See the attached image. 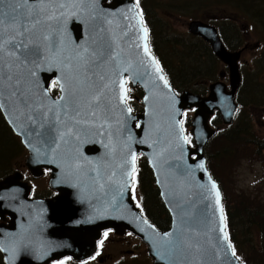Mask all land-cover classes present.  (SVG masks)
<instances>
[{"label": "water", "instance_id": "water-1", "mask_svg": "<svg viewBox=\"0 0 264 264\" xmlns=\"http://www.w3.org/2000/svg\"><path fill=\"white\" fill-rule=\"evenodd\" d=\"M94 7L98 16L111 19L112 24H103V20H90L85 16L83 22H69L67 39L83 44L90 42V35H96L98 25L110 28L112 31L103 35L106 38L114 36L119 49H123V59L131 64L128 72L120 71L114 78H126L134 91H142L143 97L138 102L144 108L143 113L132 111L128 114L122 105L113 100L114 111L110 115L114 125L112 143L115 150L104 147L106 136L89 134L82 137L77 155L86 166L80 172H74L68 166L67 156V150L72 145L62 144L56 153L51 152L49 145L35 134L34 129H39V126H33L21 115L14 101L8 98L7 89H4L5 95L0 97V104L4 107H0V112L28 153L26 167L33 178L43 177L49 172V187L56 193L49 199L31 198L32 187L23 181L21 173L0 181V246L8 245L13 239L22 240L14 258L7 252H0L4 264H50L66 257L84 261L95 252L102 232L109 229L118 234L130 231L141 238L148 245L154 264H244L232 256L223 242L219 211L222 207L225 218L223 197L208 170L204 154L206 145L217 134V130L210 125L215 113L221 115L224 126H231L240 110L236 95L242 82L239 61L243 51L229 52L216 28L198 21L189 23V33L209 44L215 56L228 67L230 90L223 81L227 73L221 72L220 81L209 86L207 96L189 92L178 94L169 82L171 90L164 86L154 72L155 66L144 55L142 46H136L144 43L140 39L143 34L137 30L139 17L137 21L126 18V15L139 11L135 0H96ZM130 9L133 11L130 12ZM130 24L133 27L130 28ZM147 44L150 49L149 35ZM151 55L155 58L152 52ZM161 74L167 80L163 71ZM54 75L59 73L37 69L34 79L38 86L35 90L41 92L48 87ZM51 97L59 99L52 94ZM192 110L191 134L195 147L183 142L182 137L188 132L181 131L178 123L182 122L186 111ZM117 119L121 121L118 126L115 123ZM137 124L140 127H136ZM130 153L145 158L153 172L163 204L171 215L168 232H160L147 221L133 201L134 174L132 177L124 175L125 170H131L130 165H124ZM89 160L93 164H87ZM201 163L203 169L199 167ZM93 165L99 168V183L104 184L103 189L94 179L97 173L91 170ZM209 177L220 191L219 206L215 203L214 192L210 191ZM7 218L10 221L6 225ZM170 232L174 241L182 236L190 238L200 246L201 251L168 254V246L162 243V238ZM24 243L28 247H24Z\"/></svg>", "mask_w": 264, "mask_h": 264}, {"label": "snow or ice", "instance_id": "snow-or-ice-1", "mask_svg": "<svg viewBox=\"0 0 264 264\" xmlns=\"http://www.w3.org/2000/svg\"><path fill=\"white\" fill-rule=\"evenodd\" d=\"M95 2L96 0H0V97L5 95L6 88L8 98L14 101L21 115L33 126H39V129H34L35 134L41 136L51 152L56 153L62 144L72 145L67 150V156L68 166L74 172H80L86 166L77 155L79 143L83 142L82 137L89 134L106 136L107 143H104V147L115 150L112 143L114 125L110 115L114 111L113 100L122 105L128 114L133 111L129 106V80L114 78L120 71L128 72L131 64L123 59V49H119L114 36L106 38L103 35L106 31H112L103 24L111 25L112 20L97 15ZM136 9H139V0H136ZM85 16L90 20H103V24L97 26L95 36L90 35V42H70L66 36L69 22H83ZM126 18L137 21V30L143 34L140 39L144 43L136 46H142L144 55L155 66L154 72L158 79L171 90L168 81L161 74L159 62L151 55L148 47V29L144 27L142 12L135 11L131 16L126 15ZM129 27L133 25L130 24ZM124 35L127 36L128 33L125 32ZM124 64L128 66L122 67ZM37 69L59 73L50 78V85L41 92L35 90L38 86L34 79ZM57 88L60 96L59 99H54L51 97V90ZM0 107L4 105L0 104ZM115 123L118 126L121 121L117 119ZM178 123L182 131V122ZM136 127L140 125L137 124ZM182 139L186 144L191 143L189 136L185 135ZM137 159L135 153H130L124 160V165H130L131 169L125 170V176L132 177L136 173ZM87 164L93 162L89 160ZM199 167L203 169L204 165L201 163ZM91 170L97 173L94 179L99 183V168L93 165ZM209 181L211 182V177ZM99 186L104 188L103 183H99ZM132 191L134 198L135 190ZM210 191L214 192L215 203L219 206L221 195L214 182H211ZM219 211L223 224L220 228L223 242L231 250L232 256H236L226 230L223 208L220 207ZM144 222L147 223L146 220ZM104 236L107 238L108 232ZM172 236L170 232L162 238V243L168 246V254L175 255L185 250L197 253L201 251L200 246L193 243L192 239L182 236L174 241ZM103 244L104 241L101 240V247ZM21 245L22 240L13 239L8 245L0 246V252H7L14 258ZM23 246L28 247V244L24 243ZM60 264H67V261H61Z\"/></svg>", "mask_w": 264, "mask_h": 264}, {"label": "rangeland", "instance_id": "rangeland-1", "mask_svg": "<svg viewBox=\"0 0 264 264\" xmlns=\"http://www.w3.org/2000/svg\"><path fill=\"white\" fill-rule=\"evenodd\" d=\"M150 2L149 15L153 29V44L166 71L173 79L174 88L181 94L189 92L201 97L208 95L211 84L220 81L219 74L225 68L217 62L202 39L188 32L189 22L196 16L208 15L212 8L216 10L229 7L230 2L233 3L231 5L233 8L248 7L253 14L258 13V24L254 22L252 25H254V32L258 33L260 48L258 52H250L243 57V62L247 61L248 64H244L241 70L244 83L239 99V103L243 104L242 116L247 118L252 126L251 134L242 138L243 143L236 144L229 155L223 156H219V153L225 149V145L218 138H214L206 145L204 154L206 159H210L208 168L221 185L223 198L232 217L233 226L228 230L231 242L234 239L239 246L246 247L247 242L255 241L258 243V248L264 247V153L259 152L258 148L250 142L253 139L256 143H264V0H258L256 4L246 0H150ZM252 42L255 43L256 39ZM226 76L223 81L229 86V73ZM135 95L138 96V93L135 92ZM254 97H258L256 108H252L255 106L252 103ZM193 116V112L184 115L183 126L188 132L192 129ZM240 121L241 119L238 118L232 128L238 126ZM211 125L217 131L227 127L219 120H215ZM189 137L193 144L190 133ZM21 147L25 150L22 145ZM5 151L2 148L0 152ZM27 157L28 153L25 151L22 160H18L10 175L23 174L25 179L23 181L34 188L36 197L47 198L52 193L49 187L50 175L33 178L26 167ZM10 175L3 176L0 181ZM153 180L149 176V186L139 183V187L136 184L134 190L138 196V204L146 206L149 216L161 226L163 231L169 225L168 212L164 207L165 213L159 215L146 201L148 195H150L149 200H154L156 203L158 201L159 191ZM160 202L162 203L161 199ZM158 210L161 211V209ZM9 221L7 218L4 224L7 225ZM163 224H165L164 227ZM244 253L243 250L237 251V256L246 261Z\"/></svg>", "mask_w": 264, "mask_h": 264}, {"label": "flooded vegetation", "instance_id": "flooded-vegetation-1", "mask_svg": "<svg viewBox=\"0 0 264 264\" xmlns=\"http://www.w3.org/2000/svg\"><path fill=\"white\" fill-rule=\"evenodd\" d=\"M246 1L252 2L253 4L258 3V0H246ZM149 2L150 0H139V12H142L143 21L147 26L150 34L153 35V29L151 26V19L149 15L151 2L150 3ZM232 4L233 3L230 2L229 7H223V9L214 10L212 8L208 15L196 16L194 17L193 20H191V22L194 21L203 22L209 26L216 28L224 47L229 52L243 51L239 61V69L241 72L243 65L248 64L247 61L243 62V57L247 53L258 52L260 48V42H258V33L254 32V25H252V23L254 22L258 24V13L255 12L253 14L250 11V9H248V7H234L237 8L234 9L233 7H231ZM243 22H246L248 24H244ZM254 39H256L255 43L252 42V40ZM206 45L208 46L210 52L215 57L217 62H219L225 68L226 71L223 70L222 72L228 73L229 72L228 67L215 56L212 47L207 43ZM241 77H242V82L238 90V93L240 92L241 88H243L242 86L244 83V77L242 76V73H241ZM228 90H230L229 87ZM238 95L239 94L236 95V100L237 103L240 105V113H241L243 109V105L239 103ZM254 98H258V97H254ZM256 107H258V103L255 104V106H252V108H256ZM215 117H217V114H215L214 118ZM32 191H33L32 198L35 199H47V198H52L53 196L56 195V193L51 191L52 193L47 198L36 197V191L34 190L33 187H32ZM137 198L138 196L136 195L135 199ZM170 228H171V221L168 225V228H166L163 231L161 229L160 230L162 232H166L170 230ZM105 232H108L107 238H105L104 236ZM101 240L104 241L102 247L100 245ZM148 251L149 249L147 245L144 244V242L140 238L135 236L133 233L126 232L123 234H118L116 231L110 229L102 233L100 240L97 242V247L95 249V252L92 254V256L89 259L81 262H76L71 258H65L63 260H60L58 262H53L51 264H60L61 261H67V264H154V261L148 255ZM97 253H99V255H97Z\"/></svg>", "mask_w": 264, "mask_h": 264}, {"label": "trees", "instance_id": "trees-1", "mask_svg": "<svg viewBox=\"0 0 264 264\" xmlns=\"http://www.w3.org/2000/svg\"><path fill=\"white\" fill-rule=\"evenodd\" d=\"M150 42H151V45L153 46L154 41L152 39V36L150 37ZM152 51L155 55L158 56L156 49L154 47H152ZM160 60H161V58H160ZM161 62H162V60H161ZM164 67H165V65H164ZM165 72H166L167 76L169 77L170 83H172V85L175 86L171 76L168 74V72L166 70H165ZM51 92L54 96H56V97L58 96V90L57 89H52ZM137 93H138L137 97L141 98L142 97V91L139 89L137 91ZM238 94H239L238 99H240L241 98L240 92ZM135 97H136L135 93H130L129 104L135 113H141L143 108L141 105H139L136 102L137 99H135ZM252 103L257 104L258 98H253ZM238 118L241 119L238 126H236L234 128H232V126L227 127V128H223L221 131H219V133L215 137V139L218 138L225 145V149L219 153V156L229 155L231 149L233 147H235L236 144L243 143L244 139H242V138H246L248 135L251 134L250 128H252V126H251L250 122L247 121V118L242 116V111L239 114ZM215 120H219L222 124V120H221L220 116H217L215 118ZM250 142L253 143L258 148L259 152L264 153V143H259V142L256 143L253 139H251ZM2 148H4L6 151L0 152V178H2L3 176H5L7 174L8 175L12 174L11 172L13 171V169H15L16 163L18 162V160L21 161L22 155L25 154V150L21 147L20 141L12 133L11 129L6 124L2 114L0 112V151ZM207 161L209 163L210 159H207ZM138 166L140 167L139 177H138L139 183L140 184L142 183L143 186H149L148 177L150 176L151 179L153 180V176H152V173L148 167L147 161L144 158L139 157L138 158ZM214 179L216 180L215 177H214ZM216 181L218 182V184L221 188L219 181L218 180H216ZM145 190H146V188H145ZM221 190H222V188H221ZM157 193H158V191H157ZM149 197H150V195L147 196L146 201L151 204L150 208L152 210H156V213H158L159 215H161L162 213L164 214L165 210H164L163 204L160 202V199H159L160 196L158 197V194H157V198H158L157 203L154 200H149ZM223 204H224V208H225V211L227 213V216H228V228L232 229V226H233L232 217H231V214L229 212V209L227 208V204H226L225 200H223ZM158 209H161L162 212ZM145 213H146L145 214L146 217L151 221V223L156 225L158 229H162L161 226L159 224H157L153 220L152 217L149 216V214L146 210V206H145ZM166 214H167V212H166ZM168 219H169V223H170V218L168 217ZM251 225H252V223H251ZM164 226H165V224H163V227ZM233 241H234V239H233ZM236 242L237 241H234L235 250L238 252L239 251L242 252V250L245 251L244 257H245L246 261H244V264H251V262H255V264H264V260H263V258H264V247L263 246H259V248H258V243H256L255 241L247 242L246 247L244 245L239 246V244H237ZM1 259H2V256L0 254V264H4L3 260H1Z\"/></svg>", "mask_w": 264, "mask_h": 264}]
</instances>
